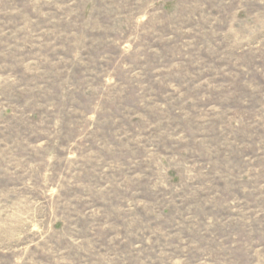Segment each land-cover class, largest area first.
<instances>
[{"label": "rangeland", "instance_id": "1", "mask_svg": "<svg viewBox=\"0 0 264 264\" xmlns=\"http://www.w3.org/2000/svg\"><path fill=\"white\" fill-rule=\"evenodd\" d=\"M0 264H264V0H0Z\"/></svg>", "mask_w": 264, "mask_h": 264}]
</instances>
